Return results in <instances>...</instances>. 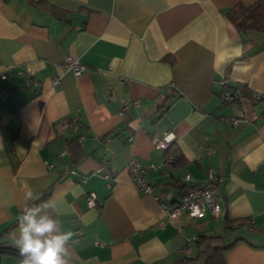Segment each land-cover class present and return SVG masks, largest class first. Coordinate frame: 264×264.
Masks as SVG:
<instances>
[{
  "label": "crops",
  "instance_id": "obj_1",
  "mask_svg": "<svg viewBox=\"0 0 264 264\" xmlns=\"http://www.w3.org/2000/svg\"><path fill=\"white\" fill-rule=\"evenodd\" d=\"M256 1L0 0V243L13 246L24 207L51 201L76 233L68 264H170L202 234L233 243L227 264H264V99L250 101L264 93V32L225 14ZM242 111L250 121H228ZM163 136L179 162H164ZM133 159L157 166L144 178L160 201L208 184L221 212L168 216Z\"/></svg>",
  "mask_w": 264,
  "mask_h": 264
},
{
  "label": "built area",
  "instance_id": "obj_2",
  "mask_svg": "<svg viewBox=\"0 0 264 264\" xmlns=\"http://www.w3.org/2000/svg\"><path fill=\"white\" fill-rule=\"evenodd\" d=\"M62 64L68 70L72 71L74 75H79L85 70V65L82 64L77 58L66 55ZM222 82L226 83V78H222ZM237 95L229 92L224 91L222 92V99L227 102H235L237 99ZM252 100L256 101L260 99H264V93L261 92H253L250 96ZM137 104V101L133 102ZM228 121L232 122L233 124L238 122H248L250 121V116L242 111L239 117H231L228 118ZM77 126H75V129ZM82 136L79 140H82ZM172 139L168 138L167 136H163L154 140V144L157 148L165 150L168 148ZM171 157L164 159L165 163H170ZM157 166L154 164H141L137 159H133L127 166V171L131 175L135 184L146 194H151L154 196L156 200H158L165 210V212L170 217H174L181 213L182 211H186L190 216L194 218H203L205 216V212L209 210L212 215L217 216L221 212V207L216 195H214L210 185L203 184L188 187L183 194L180 196L178 200L175 202L168 201L169 197H167V201H160V197L158 194L155 193L154 188L151 184H149L144 178V171L149 169H154ZM103 177L107 180L108 184H110L111 179L113 178V174L109 171L104 172ZM208 183L210 184L214 179L215 176L211 170L208 171ZM184 180H189L190 176L185 175L183 177ZM96 194L94 192L88 193L86 196L87 204L92 207L95 205Z\"/></svg>",
  "mask_w": 264,
  "mask_h": 264
},
{
  "label": "clouds",
  "instance_id": "obj_3",
  "mask_svg": "<svg viewBox=\"0 0 264 264\" xmlns=\"http://www.w3.org/2000/svg\"><path fill=\"white\" fill-rule=\"evenodd\" d=\"M33 196L32 191L26 193V199ZM58 214V206L51 201L22 209L11 233L20 264H68L69 246L76 242V233L62 229Z\"/></svg>",
  "mask_w": 264,
  "mask_h": 264
},
{
  "label": "trees",
  "instance_id": "obj_4",
  "mask_svg": "<svg viewBox=\"0 0 264 264\" xmlns=\"http://www.w3.org/2000/svg\"><path fill=\"white\" fill-rule=\"evenodd\" d=\"M229 21L237 31L245 34L248 31L256 30L264 32V0H257L248 6L237 4L225 11ZM165 158L171 157L170 164L181 160L175 149L169 145L164 150ZM232 224V223H231ZM8 244L0 243V250ZM233 245L232 242L222 241L219 235L202 234L197 238V253L194 256H180L170 264H227L224 253ZM18 264L20 257L18 256Z\"/></svg>",
  "mask_w": 264,
  "mask_h": 264
},
{
  "label": "water",
  "instance_id": "obj_5",
  "mask_svg": "<svg viewBox=\"0 0 264 264\" xmlns=\"http://www.w3.org/2000/svg\"><path fill=\"white\" fill-rule=\"evenodd\" d=\"M171 202H175V201L172 200ZM2 251H6V252H10V253H14L16 255H19L17 249L14 246H12V245L4 246V248H2Z\"/></svg>",
  "mask_w": 264,
  "mask_h": 264
}]
</instances>
